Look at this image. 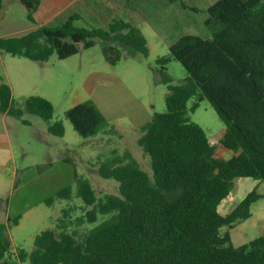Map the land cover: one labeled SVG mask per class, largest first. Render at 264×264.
Masks as SVG:
<instances>
[{
  "label": "trees",
  "instance_id": "obj_1",
  "mask_svg": "<svg viewBox=\"0 0 264 264\" xmlns=\"http://www.w3.org/2000/svg\"><path fill=\"white\" fill-rule=\"evenodd\" d=\"M21 2L34 23L41 0ZM76 19L74 14L59 25H40L21 36L0 37V52L44 62L53 54L68 58L95 46L100 38L111 64L122 59L121 47L148 55L147 38L133 24L118 20L102 29L77 25ZM205 24L211 37L182 35L169 47L168 55L158 58L163 65L179 61L188 76L184 83H169L166 110L154 113L141 128L138 144L150 157L152 176L126 152L101 167L105 177L118 182V193L99 196L85 177L77 179L75 191L72 186L62 188L45 203L53 205L56 199L69 200L74 195L83 202V214L73 219L71 208H64L55 228L35 236L31 250H17L19 262L264 264V236L235 245L231 235L233 228L251 217L252 204L264 193L254 188L231 212H219L235 178L264 182V0H218L208 8ZM164 75L168 83L170 77ZM204 98L225 124L220 143L233 151L228 159L216 157V146L189 115ZM25 107L48 122L55 110L48 99L37 95L28 97ZM23 112L13 107L11 87L2 81L0 113L22 117ZM65 116L83 137L112 130L92 100L75 104ZM48 130L58 136L65 133L61 120L50 122ZM20 218L9 216L0 222V264H19L9 259L13 245L9 229ZM75 223L95 225L85 232L69 230Z\"/></svg>",
  "mask_w": 264,
  "mask_h": 264
},
{
  "label": "rangeland",
  "instance_id": "obj_2",
  "mask_svg": "<svg viewBox=\"0 0 264 264\" xmlns=\"http://www.w3.org/2000/svg\"><path fill=\"white\" fill-rule=\"evenodd\" d=\"M217 1L165 0L172 4L166 11L162 5L148 0L143 2L141 18L123 11L119 5L107 15V20L98 14L94 20L85 15L82 25L88 23V27L108 29L113 22L123 20L143 31L148 41V55L120 46L123 57L116 64L106 60L102 51L104 41L100 38L95 46L75 55L60 59L53 54L44 62L0 52V83L4 81L10 85L13 107L24 111L22 117L0 113V222H6L9 216L14 219L21 215L19 223L12 224L9 229L13 243L10 260L19 262L18 249L31 250L39 232L55 228L64 208H71L73 219L83 214V202L74 195L69 200L56 199L53 205L45 203L66 186H72L75 191L78 178H88L99 196L119 192L118 182L101 172L106 161L130 152L152 176L150 157L138 144L141 128L154 113L166 110L169 83H184L188 76L179 61L171 60L163 65L158 58L169 54V47L180 35L211 37L205 20L208 8ZM104 5L103 0H94L98 10H106ZM176 6L183 11L171 13L173 29H170L161 18L168 15L169 8L175 10ZM108 19L109 24H106ZM34 25L28 20L21 0L3 1L0 37L21 36L33 30ZM176 33L179 34L176 36ZM164 73L170 77L168 83ZM33 95L53 104L55 110L50 122H63V136L50 133V122L26 109L25 101ZM86 100L95 102L112 127L111 131L92 137H83L75 131L65 111ZM195 100L191 99L188 105ZM189 115L207 132L216 146V157L228 159L229 151L220 143L225 124L210 102L204 98ZM254 188L264 193V182L251 177L235 178L229 196L219 205V212L222 215L231 212ZM251 212L254 217L249 223L256 226L248 228L247 223L233 228L235 245L264 236V197L252 204ZM94 225L78 227L75 223L69 230L85 232L87 227Z\"/></svg>",
  "mask_w": 264,
  "mask_h": 264
},
{
  "label": "crops",
  "instance_id": "obj_3",
  "mask_svg": "<svg viewBox=\"0 0 264 264\" xmlns=\"http://www.w3.org/2000/svg\"><path fill=\"white\" fill-rule=\"evenodd\" d=\"M145 1L147 2L148 0H116V2L114 0H103V2L106 3V5H104L106 10H98V8L94 7V0H41L40 6L38 7L37 11L34 13V18L36 20L34 22L35 23L34 29L40 25H59V24H62L71 15H74V14L78 15V19H76V21H75V23L77 25L88 27V26H90L88 23H85L84 25H82V23L85 22V20H84L85 15L89 16V18L91 20H94V18H96V14H98L100 16L105 17V20H107V15L111 12V10L116 5H119V7H122L123 11H126L129 14H132V15L138 14L141 18V17H143L142 16L143 2H145ZM152 1L154 3H158V4L162 5L161 8L164 7L166 9V11H167V8L169 7L168 5H172V4H168L167 2H165V0H152ZM173 11H175L177 14L178 13L181 14V12L183 10H180L179 8H177V6L175 7V10H173L172 8H169L168 15L162 16V18H161L163 20V23L167 24L170 27V29H173V18L171 15V13ZM108 22H109V19H108L106 24H109ZM134 26H136V25H134ZM136 27H138V26H136ZM178 34L176 33V36ZM181 36L182 35H180V37ZM224 133H225V131H223V134ZM227 150L229 151V158L232 157L233 151L229 150V149H227ZM253 217H254V215L252 214L251 217H249L248 219L243 221L241 224L245 225V224L249 223V221H251V219H253ZM263 223H264V218H263ZM255 226H256L255 223H249L247 225L248 228H254ZM231 235H232V233H231ZM232 241H233V237H232Z\"/></svg>",
  "mask_w": 264,
  "mask_h": 264
}]
</instances>
